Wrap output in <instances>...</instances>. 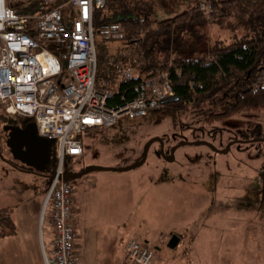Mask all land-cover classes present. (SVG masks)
Segmentation results:
<instances>
[{"label": "rangeland", "instance_id": "1", "mask_svg": "<svg viewBox=\"0 0 264 264\" xmlns=\"http://www.w3.org/2000/svg\"><path fill=\"white\" fill-rule=\"evenodd\" d=\"M188 1L189 5L154 0V12L155 6L169 9L177 3L181 11L198 2ZM128 3L133 12L148 8L143 2ZM203 33L198 53L219 38L229 42L243 34L240 29L231 31L226 20L205 26ZM123 43L108 41L106 46L113 51ZM207 116L205 110L180 117L168 107L143 118L123 116L111 127L83 132L84 155L65 160L71 182L82 181L76 172L94 166L129 168L142 160L145 164L119 181L112 180V172L96 173L103 169L86 173L84 177L100 175L103 180L89 191L77 185L87 199L81 204L80 222L120 226L127 232L123 241L136 239L155 252L152 264H264V137L257 136L264 130V111L212 125L206 123ZM9 124L0 117V206L17 207L15 214L25 205L30 210L39 207L37 239L45 247L48 233L40 234V224L43 212L47 220L51 213V177L19 167L8 146ZM140 179L148 184L138 186L135 180ZM120 187H126L122 199ZM173 235L180 239L174 247ZM11 238L15 237L6 240Z\"/></svg>", "mask_w": 264, "mask_h": 264}, {"label": "built area", "instance_id": "2", "mask_svg": "<svg viewBox=\"0 0 264 264\" xmlns=\"http://www.w3.org/2000/svg\"><path fill=\"white\" fill-rule=\"evenodd\" d=\"M107 1L0 0V110L14 120L33 118L56 157L47 195L50 225L44 217L40 224L41 234L50 227L55 234L52 256L41 242L45 264H82L75 251V186L65 166L66 158L83 154L81 134L111 127L123 116L147 117L175 95L168 74L159 72L141 79L134 98L110 103L117 93L97 83L96 38L124 42L126 32L120 22L95 27L94 13ZM200 10L209 14L214 7L202 2ZM126 56L141 60L131 47ZM116 69L123 80L134 79L131 66ZM259 81L264 82V68ZM154 257L149 246L130 239L121 264H152Z\"/></svg>", "mask_w": 264, "mask_h": 264}, {"label": "trees", "instance_id": "3", "mask_svg": "<svg viewBox=\"0 0 264 264\" xmlns=\"http://www.w3.org/2000/svg\"><path fill=\"white\" fill-rule=\"evenodd\" d=\"M131 1L143 2L148 8H137L133 12L128 3ZM153 1L108 0L104 9L94 13L95 27L104 22L123 24L126 48L136 46L141 55V60L127 58L134 69V79L119 81L116 61L110 65L107 63L110 53L107 41L96 38L97 83L104 80L107 88L117 93L110 100L111 104L134 98L135 87L141 79L165 72L179 99L175 103L162 104L154 112L172 107L182 117L189 111L199 113L206 110V123L212 125L241 113L264 111V82L259 81L264 68V0H208V3L213 1L216 4L211 3L215 9L209 14L200 10L202 1L193 2L187 9L164 18L155 16ZM119 2L118 7L114 5ZM224 20L231 31L240 29L243 34L234 36L229 42L219 38L205 52L198 53L197 47L204 39L203 28ZM0 117L21 127L33 121L28 117L14 120L1 110ZM257 136L263 138L264 130ZM55 165L56 157L51 154L45 172L23 164L19 167L48 173L51 177ZM87 172L80 171L79 174ZM70 173L68 169V181ZM16 209L14 206H0V240L19 234Z\"/></svg>", "mask_w": 264, "mask_h": 264}, {"label": "crops", "instance_id": "4", "mask_svg": "<svg viewBox=\"0 0 264 264\" xmlns=\"http://www.w3.org/2000/svg\"><path fill=\"white\" fill-rule=\"evenodd\" d=\"M202 1V0H198ZM191 1L182 0L181 3L184 5H189ZM197 2V1H196ZM197 2V3H198ZM182 7H185L183 6ZM192 6V5H191ZM190 7V6H189ZM163 11H167L164 13ZM177 10V3L175 6H171L169 9H166L164 6H159L156 8L155 6V16L158 18H164L168 16H172L175 13L179 12ZM132 48L133 51H137L136 46L130 45L126 48V44L123 43L122 46L117 47L115 50L110 51L107 63L113 64L116 61V65L122 66H130V60L126 56L128 48ZM128 58V59H127ZM129 63V64H126ZM132 67V66H131ZM133 68V67H132ZM135 73V72H134ZM117 79L119 81L123 80L120 74L117 75ZM101 82H105L102 80ZM83 142V141H82ZM85 148L83 144V154L85 153ZM78 156V157H81ZM145 164V160L136 166H132L129 168H117V167H106V166H94L91 167L90 170H87L88 173H92L94 170H98L96 167H106L103 171H96V173L101 172H112L115 176H113L112 180H120L126 176H134L136 169L133 168H141ZM70 171V170H69ZM80 171L76 172L79 174ZM86 176L85 174H79V177H83L84 179H78L76 182H72L75 186L74 190V202H75V211H74V224H75V251L77 256L79 257L82 264H121L125 252L128 241L124 240L126 236V231L121 230V227H111V225L107 226H97L92 224H82L83 221L80 222V216L82 215L81 204L87 201L81 193L79 192V187L77 185L83 184L86 190H92V187H96L98 182L103 180L99 175L97 178H92L90 176ZM72 177V175H70ZM69 177V178H70ZM140 178L142 176L140 175ZM117 181V182H118ZM145 180H135V183L138 186L147 185L148 180L145 183ZM103 183V182H102ZM150 183V181H149ZM127 187V185H125ZM125 190L121 189L118 191V195L120 199H122V195L126 193ZM40 208L37 207L36 210H30L27 205L21 212L24 217L21 216L19 211L16 212L15 218L19 227V235L15 238L0 240V264H45L42 245L37 236L39 234L38 229V217H40ZM44 217V215H42ZM41 217V221H42ZM45 225H50L49 220L43 218ZM81 225V226H80ZM47 240L45 243V251L47 255L52 256L53 253V241L55 239L54 230L50 227L46 230ZM80 233V234H79ZM41 234V233H40ZM176 236L177 235H173ZM132 239V238H131ZM82 240V242H80ZM238 242H234L236 245Z\"/></svg>", "mask_w": 264, "mask_h": 264}, {"label": "water", "instance_id": "5", "mask_svg": "<svg viewBox=\"0 0 264 264\" xmlns=\"http://www.w3.org/2000/svg\"><path fill=\"white\" fill-rule=\"evenodd\" d=\"M67 66V63H65ZM176 95L168 97L162 104L175 103L178 101ZM9 131L8 146L13 156L23 165L34 168L38 172H45L51 161V141L38 135V128L35 121L27 123L24 127L8 125ZM180 239L172 237L171 246L177 245Z\"/></svg>", "mask_w": 264, "mask_h": 264}, {"label": "flooded vegetation", "instance_id": "6", "mask_svg": "<svg viewBox=\"0 0 264 264\" xmlns=\"http://www.w3.org/2000/svg\"><path fill=\"white\" fill-rule=\"evenodd\" d=\"M9 125H10V124H9ZM12 125H16V126L21 127L20 124H18V123H16V124L12 123ZM21 164H22V163H21Z\"/></svg>", "mask_w": 264, "mask_h": 264}]
</instances>
